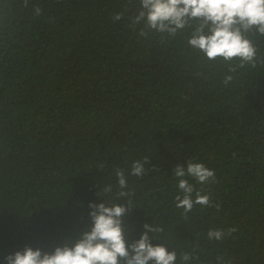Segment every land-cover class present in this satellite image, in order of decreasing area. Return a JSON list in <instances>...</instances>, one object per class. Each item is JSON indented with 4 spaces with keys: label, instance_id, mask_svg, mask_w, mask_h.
I'll return each mask as SVG.
<instances>
[{
    "label": "trees",
    "instance_id": "obj_1",
    "mask_svg": "<svg viewBox=\"0 0 264 264\" xmlns=\"http://www.w3.org/2000/svg\"><path fill=\"white\" fill-rule=\"evenodd\" d=\"M140 8L0 0V264L26 247L74 241L92 225L91 203L125 204L117 168L134 191L129 243L147 223L164 229L153 245L199 258L189 264H264V64L230 73L188 46L191 29L140 36ZM144 157L143 177L131 175ZM188 160L215 179L185 177L212 203L185 214L174 168ZM229 228L237 230L223 240L207 238Z\"/></svg>",
    "mask_w": 264,
    "mask_h": 264
},
{
    "label": "clouds",
    "instance_id": "obj_2",
    "mask_svg": "<svg viewBox=\"0 0 264 264\" xmlns=\"http://www.w3.org/2000/svg\"><path fill=\"white\" fill-rule=\"evenodd\" d=\"M140 11L132 20V26L143 23L139 35L147 37L150 31L175 37L185 29H191L187 44L200 52L209 61H223L228 71L234 73L237 69L257 64H264L260 57V41L264 37V0H140ZM28 6V0H24ZM35 15L39 16L42 9L35 7ZM123 13H117L113 19L119 21ZM233 80L232 75L224 77L227 86ZM137 160L131 166V175L143 177L145 163ZM103 167V165H101ZM116 176L121 191L118 199L125 198L126 203L102 202L91 203L90 229L83 231L74 241H66L62 246H56L51 252L26 247L5 259L7 264H189L194 257L190 252L177 253L169 250L165 243L153 245L152 240H158L155 235L164 229L153 224H145L141 237L128 242L129 227L124 223V217L133 208L131 196L133 192L127 189L125 171L117 168ZM174 176L179 178L178 187L183 195L175 197L176 207L184 213L190 212L196 205L212 206L210 194H202L195 190L186 176L194 178L200 184H207L215 179L214 170L203 163L188 160L187 167L177 165ZM104 194L112 192L109 184L102 190ZM102 192L99 194L103 196ZM195 194V198H193ZM104 197V196H103ZM219 209V205H215ZM237 229H211L207 233L209 240H223L225 235H231ZM219 264L223 258L217 257Z\"/></svg>",
    "mask_w": 264,
    "mask_h": 264
}]
</instances>
